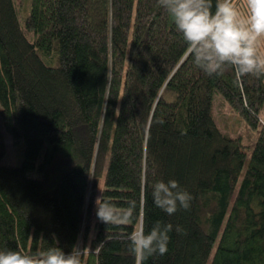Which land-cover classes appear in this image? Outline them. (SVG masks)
I'll return each mask as SVG.
<instances>
[{
  "label": "trees",
  "instance_id": "16d2710c",
  "mask_svg": "<svg viewBox=\"0 0 264 264\" xmlns=\"http://www.w3.org/2000/svg\"><path fill=\"white\" fill-rule=\"evenodd\" d=\"M16 6L0 0V122L21 150L2 164L0 131V250L136 264L128 237L159 221L168 252L144 264H264V76H208L158 0H26L23 25ZM215 93L257 131L247 165ZM169 180L189 210L154 204Z\"/></svg>",
  "mask_w": 264,
  "mask_h": 264
},
{
  "label": "clouds",
  "instance_id": "9594fccd",
  "mask_svg": "<svg viewBox=\"0 0 264 264\" xmlns=\"http://www.w3.org/2000/svg\"><path fill=\"white\" fill-rule=\"evenodd\" d=\"M182 34L193 63L208 76H221L226 67L237 77L264 76V0H243V10L234 0H158ZM163 123V121H160ZM154 204L171 216L189 210L193 196L176 180L154 185ZM104 221L107 217L98 212ZM171 223L156 222L150 231L142 226L128 237L136 264L165 255L170 242ZM177 233H184L180 226ZM0 264H81V253H66L57 247L24 253L0 250Z\"/></svg>",
  "mask_w": 264,
  "mask_h": 264
},
{
  "label": "rangeland",
  "instance_id": "374dc122",
  "mask_svg": "<svg viewBox=\"0 0 264 264\" xmlns=\"http://www.w3.org/2000/svg\"><path fill=\"white\" fill-rule=\"evenodd\" d=\"M17 4V12H18V19L22 23H24V17L23 15L28 13V11L24 12L26 9V0H15ZM242 6H243V0ZM241 2H234L237 4L238 7L243 10L241 7ZM28 5H29V0H28ZM31 34V38H32ZM214 108H213V114L217 123V126L220 128V130L232 137H236L239 135H242L244 137L245 143H248L250 145V149H248L247 153V162L250 157V152L251 148L253 147V144L256 140L257 137V131H249L245 123L243 122L242 118L235 113L229 104L224 100V98L221 96L219 93L214 94ZM261 118L262 122L264 120V110L261 112ZM0 131L3 132V137H4V142H5V149H6V154L2 160V164L5 165H11L15 166L19 164L21 160V150L18 145L14 144L11 136L5 131L2 123L0 122ZM245 165V166H246ZM245 168V167H244ZM101 187V184H100Z\"/></svg>",
  "mask_w": 264,
  "mask_h": 264
}]
</instances>
